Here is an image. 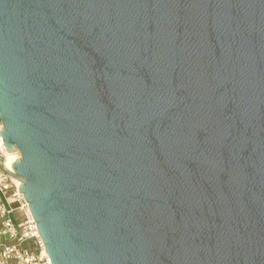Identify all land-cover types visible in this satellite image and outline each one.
<instances>
[{"label": "water", "instance_id": "water-1", "mask_svg": "<svg viewBox=\"0 0 264 264\" xmlns=\"http://www.w3.org/2000/svg\"><path fill=\"white\" fill-rule=\"evenodd\" d=\"M0 124L52 264H264V0H0Z\"/></svg>", "mask_w": 264, "mask_h": 264}, {"label": "built area", "instance_id": "built-area-1", "mask_svg": "<svg viewBox=\"0 0 264 264\" xmlns=\"http://www.w3.org/2000/svg\"><path fill=\"white\" fill-rule=\"evenodd\" d=\"M0 155L5 160L8 155L2 134ZM18 186L17 179L0 169V264H52L38 224Z\"/></svg>", "mask_w": 264, "mask_h": 264}, {"label": "bare ground", "instance_id": "bare-ground-1", "mask_svg": "<svg viewBox=\"0 0 264 264\" xmlns=\"http://www.w3.org/2000/svg\"><path fill=\"white\" fill-rule=\"evenodd\" d=\"M19 157V152H12L10 154L7 155V158L5 160V164L7 166L8 169L12 168V161ZM17 182L20 184L21 182L17 179Z\"/></svg>", "mask_w": 264, "mask_h": 264}, {"label": "rangeland", "instance_id": "rangeland-1", "mask_svg": "<svg viewBox=\"0 0 264 264\" xmlns=\"http://www.w3.org/2000/svg\"><path fill=\"white\" fill-rule=\"evenodd\" d=\"M33 243H31V245H32Z\"/></svg>", "mask_w": 264, "mask_h": 264}]
</instances>
